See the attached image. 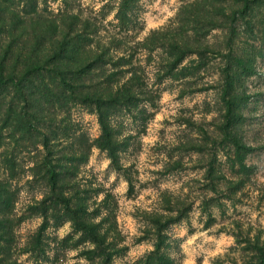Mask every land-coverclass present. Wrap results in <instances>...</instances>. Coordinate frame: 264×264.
Instances as JSON below:
<instances>
[{"label": "rangeland", "instance_id": "obj_1", "mask_svg": "<svg viewBox=\"0 0 264 264\" xmlns=\"http://www.w3.org/2000/svg\"><path fill=\"white\" fill-rule=\"evenodd\" d=\"M24 2L0 7L1 44ZM120 4L39 0L25 16L32 31L79 14L94 50L110 48L112 87L140 80L111 113L114 157L92 105L47 107L49 147L0 107V181L13 193L0 264H264V0H136L129 29Z\"/></svg>", "mask_w": 264, "mask_h": 264}, {"label": "trees", "instance_id": "obj_2", "mask_svg": "<svg viewBox=\"0 0 264 264\" xmlns=\"http://www.w3.org/2000/svg\"><path fill=\"white\" fill-rule=\"evenodd\" d=\"M5 1L0 0V7ZM135 2L121 0L116 18L124 29L137 23V18L132 15ZM38 6L39 0H25L21 10L11 11V25L4 22L11 29L3 30L5 43H0V89L8 94L13 90L18 100L14 103V100L8 102L0 98L4 119L13 122L19 129L23 126L27 133H41L43 145L49 147L53 138L42 133V124L46 121L40 116L47 107L64 100L92 105L98 111L105 139L101 147H108L114 157L115 145L111 144L114 132L109 119L113 110L127 106L136 99L133 83H137L140 77L132 74L127 82L112 87V83H115L113 77L117 73L107 75L103 70L110 62L105 58L110 48L102 45L105 49L98 48L100 52L94 50L96 30L92 29L91 22L82 21L79 14L71 13L69 21L60 23L52 19L41 24L36 22L32 31H28L24 28L25 16L37 13ZM2 12H6V9ZM21 30L25 32L18 35ZM232 113L230 108L228 124L234 119ZM47 171L53 187H57L59 172L52 164L48 165ZM12 198L9 186L0 181V244L5 243L12 233L10 217L6 215L11 209Z\"/></svg>", "mask_w": 264, "mask_h": 264}]
</instances>
